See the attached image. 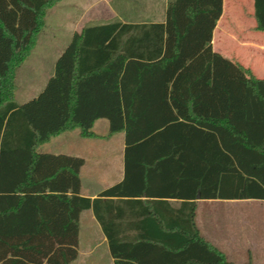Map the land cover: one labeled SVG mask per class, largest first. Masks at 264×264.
<instances>
[{
	"label": "trees",
	"instance_id": "trees-1",
	"mask_svg": "<svg viewBox=\"0 0 264 264\" xmlns=\"http://www.w3.org/2000/svg\"><path fill=\"white\" fill-rule=\"evenodd\" d=\"M61 1L0 0V264H70L88 209L115 264H232L201 236L195 201L264 200V80L212 50L223 0H169L163 23L83 26L18 105L15 71ZM253 17L264 31V0ZM101 119L124 134V178L90 200L83 159L37 148L72 130L98 138ZM158 182L178 208L140 199ZM127 204L133 225L121 226Z\"/></svg>",
	"mask_w": 264,
	"mask_h": 264
},
{
	"label": "crops",
	"instance_id": "crops-1",
	"mask_svg": "<svg viewBox=\"0 0 264 264\" xmlns=\"http://www.w3.org/2000/svg\"><path fill=\"white\" fill-rule=\"evenodd\" d=\"M82 1L85 0H80V3ZM168 1L165 0L163 15L159 18L148 16L144 18L143 22H136L135 17L137 16L127 7L140 5L141 0H93L94 4L90 13L83 11L78 20L109 19L123 24L163 23ZM81 21L76 23L71 38L74 33H79L82 29ZM211 47L214 52L249 70L256 79L264 80V31L256 29L253 17V0H223L222 15L213 30ZM101 120H97L92 128V132L99 136L98 138H81L77 130V136L82 140V143L76 141L75 144H79L78 147L74 146L72 142L66 152L49 153L83 159V165L79 171L80 196L90 200L98 198L103 191L120 183L124 178V142H120L117 146L122 155L120 161L114 159V151L113 153L111 151V156L107 157L95 154L97 148L105 147V145L96 142L109 143L118 134L124 136L123 133L108 136V123L102 125L104 126L102 132H95V126ZM50 140L40 145L37 152ZM87 164H104L105 168H93L92 174L96 173L97 178L92 176V181H83V176L89 174V169L86 168ZM161 184L158 182L154 189V192H158V194H152L150 197H148L149 195L144 196L140 199L150 202L159 201L158 210L160 212L166 209L165 205H161V201L165 199L173 207L178 208L182 200L166 198L168 196L164 193L166 191ZM111 199L116 200V198ZM195 203V222L201 236L221 251L228 262L232 264H264V200L198 199ZM135 208L129 204L124 207L125 217L119 220L121 226L133 225L132 213ZM134 233V231L126 232L125 236H121L120 241H133ZM102 248H104L103 252L99 251ZM77 251V258L70 264H115V260L109 252L107 238L92 209L84 210L79 215Z\"/></svg>",
	"mask_w": 264,
	"mask_h": 264
},
{
	"label": "rangeland",
	"instance_id": "rangeland-1",
	"mask_svg": "<svg viewBox=\"0 0 264 264\" xmlns=\"http://www.w3.org/2000/svg\"><path fill=\"white\" fill-rule=\"evenodd\" d=\"M165 0H141V4L136 6L129 5L127 7L135 17L136 22H143L145 17L159 18L163 15ZM93 0H85L80 3V0H62L54 7L47 10L44 19V28L39 33L36 41L35 48L31 55L23 64H21L15 71L14 83L16 86L14 99L18 105L24 104L29 100L37 97L43 90L49 77L53 75L54 63L58 56L68 46L71 40L76 23L80 22L79 16L83 11L90 13L93 7ZM251 17V16H250ZM109 19L89 20L84 19L81 21L83 26L100 24L110 22ZM106 120H101L95 126V132H102V125H106ZM76 141L82 143V140L77 136V130L61 134L51 138L50 142L38 149V152L58 153L66 152L67 147L70 145L77 146ZM124 142V136L118 134L114 140L108 142H96L105 145V147L97 148L96 155L101 157L111 156V151H114V159L122 158V155L117 149L118 144ZM94 154V153H93ZM122 160V159H121ZM89 174L83 176V181H92V176L97 178V174H92V169H104V164H87ZM103 249L99 251L103 252Z\"/></svg>",
	"mask_w": 264,
	"mask_h": 264
}]
</instances>
